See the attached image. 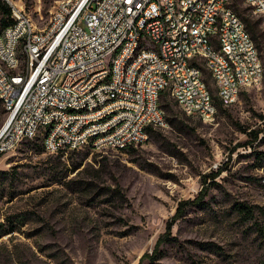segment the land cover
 <instances>
[{
  "label": "rangeland",
  "instance_id": "obj_1",
  "mask_svg": "<svg viewBox=\"0 0 264 264\" xmlns=\"http://www.w3.org/2000/svg\"><path fill=\"white\" fill-rule=\"evenodd\" d=\"M23 1L43 29L62 0ZM233 9L263 75L225 107L202 68L217 109L212 123L184 114L164 93L165 125L143 145L48 154L36 140L0 155V264H264V14L243 0ZM211 182L203 205L175 222L157 260L141 261L179 203Z\"/></svg>",
  "mask_w": 264,
  "mask_h": 264
},
{
  "label": "built area",
  "instance_id": "obj_2",
  "mask_svg": "<svg viewBox=\"0 0 264 264\" xmlns=\"http://www.w3.org/2000/svg\"><path fill=\"white\" fill-rule=\"evenodd\" d=\"M1 1L10 8L13 22L0 29V54L13 64L14 73L0 71L6 116L0 129V155L15 151L17 138L31 134H38L48 154L75 151L99 130H107V137L91 151L137 147L148 141L150 119H159L156 104L164 93L184 114H202L205 123H212L217 109L207 102L210 89L205 78L197 76V68L208 67L193 63V55L210 56L206 40L219 42L221 53L237 61L242 87L247 78L259 85L254 55L242 41V27L227 14L226 0L58 1L48 34H41V29L27 33L23 0ZM142 3H149V10H142ZM257 3L264 9L262 0ZM143 18H150V26H143ZM173 28L182 33L180 50H173ZM161 37H170V45L158 46ZM123 39H130V48H122L112 74H105L107 50ZM141 40L156 41V49L132 60V50ZM16 46H24L30 71L18 65ZM211 58L224 71L217 57ZM145 62H152V69H145ZM229 77L212 75L225 107L237 101ZM220 85H227V92H220ZM75 105H84L80 118H71ZM105 110H112L111 118L102 119ZM37 124H47V131L37 132Z\"/></svg>",
  "mask_w": 264,
  "mask_h": 264
},
{
  "label": "bare ground",
  "instance_id": "obj_3",
  "mask_svg": "<svg viewBox=\"0 0 264 264\" xmlns=\"http://www.w3.org/2000/svg\"><path fill=\"white\" fill-rule=\"evenodd\" d=\"M78 0H62L59 3H73ZM244 3L249 7L255 14H264V9H258L257 0H243ZM264 4V0H262ZM194 4H201V0H194ZM227 4V14L230 19H234L237 27H242V41L247 44L250 54L254 55V64L255 71L258 73V82L262 79L263 75V66L258 54L257 49L254 46V43L246 31L243 23L235 14L233 9V0H226ZM142 10H149V3H142ZM55 14L56 7L54 12L51 15L50 21L47 26L41 29V34L50 33V27L52 24H55ZM143 26H150V18H143ZM27 33H39L31 19L27 17ZM173 35H175V41L173 42V50H180L184 48V41H182V33H180V28H173ZM170 45V37H161L158 39V46H167ZM122 48H130V39H123L116 41L115 49L107 50V60L105 61V74H112L115 69V61L122 57ZM206 48L210 53V56H201L193 55V63L200 64V61L204 60L206 67H208L209 74H212L215 79L225 78L226 75L229 77V85L235 86V93H237V98L243 89L248 88L256 84L254 78H247V83L239 84L240 82V71L237 66V61L230 57L229 53H221V44L216 40H206ZM156 49V41L141 40V45H138L132 50V60H139L140 57H143L145 54H152V50ZM15 56H17L18 65H23V71H30V63H26V52L24 46L15 47ZM211 57H217V60L221 62L224 67V71L218 66V64L213 63ZM145 69H152V62H145ZM0 71L4 74H13L14 66L12 63H6L4 56L0 54ZM212 75L211 79H212ZM197 76H203V69L197 68ZM204 77V76H203ZM206 83V82H205ZM220 92H227V85H220ZM1 93V86H0ZM161 98V97H160ZM218 98V90H217ZM219 100V98H218ZM0 101L3 105V98L0 96ZM207 102H209L212 109H216L214 104V99L209 91L207 93ZM220 102V100H219ZM156 111H158L159 119H150V126L162 127L165 125V115L162 111V108L159 104H156ZM84 114V105H75L71 107V118H80ZM191 115V114H187ZM196 115L199 119L205 122V117L202 114H192ZM112 117V110H105L102 112V119H109ZM162 123V124H161ZM47 124H37V132H46ZM107 137V130H99L98 133H92L90 135V141H87L86 144H81L76 148V150L82 148L94 149L98 141H101L102 138ZM38 140V134H31L29 138H17L15 142V150L24 142H34ZM144 143H141L143 145ZM66 150H57V153L63 152Z\"/></svg>",
  "mask_w": 264,
  "mask_h": 264
},
{
  "label": "trees",
  "instance_id": "obj_4",
  "mask_svg": "<svg viewBox=\"0 0 264 264\" xmlns=\"http://www.w3.org/2000/svg\"><path fill=\"white\" fill-rule=\"evenodd\" d=\"M0 11H1L2 15L6 17V19H1L0 20V29H2L4 27L12 24L13 21L10 18V14H11L10 8L8 7L7 4L3 3L1 0H0ZM162 107L165 108V109H167V106L166 105H163ZM4 114H5V111H4V108H3L2 103L0 101V120L2 118V115H4ZM155 127L156 126H152V128H155ZM152 128H148L147 129L148 139H149V135L152 133V130H153ZM248 134L250 136L253 135L255 139H257V137H258V134L257 133H254V132H250ZM24 143H28V142H24ZM24 143H22L21 145H23ZM129 149H131V148H127V149H124L122 151H127ZM218 174L219 173L217 172V173H214V174H209L207 176H203L202 177V183L204 185L207 183L206 182L207 181L206 180V177L207 178H211L213 180V179H215V177L218 176ZM211 184H213V182L209 183V185H207V186H204L202 188V190L199 191L198 195L193 200H187V201H183V202H180L179 203V205H178V207L176 209V212H175L174 216L172 217V219L170 220V222H168L166 224L165 232L156 241V244L154 246V249H153L152 253L151 254H144L141 257V261H143L145 259H148L149 261H155V260H157V258L160 255L159 247L161 246V244H163L165 242H168L170 240V238H171V230H172V227L175 224V222L184 215L185 210L188 207H190V206L199 207V206L203 205V201H204V199H205V197L207 195L208 189L210 188V186H212ZM244 210L247 212L249 209L246 208V207H244Z\"/></svg>",
  "mask_w": 264,
  "mask_h": 264
}]
</instances>
